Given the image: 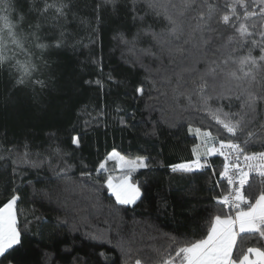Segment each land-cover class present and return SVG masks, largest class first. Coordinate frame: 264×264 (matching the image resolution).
<instances>
[{"label": "trees", "instance_id": "1", "mask_svg": "<svg viewBox=\"0 0 264 264\" xmlns=\"http://www.w3.org/2000/svg\"><path fill=\"white\" fill-rule=\"evenodd\" d=\"M45 3L69 4L67 18L54 19L52 10L41 14ZM101 3L9 0V11L0 13L9 15L21 45L11 42L0 23L4 39L0 56L7 58L0 64V206L14 193L20 196L16 209L22 240L17 249L0 257V264H134L135 258H144L142 253L156 261L172 246L173 238L205 234L206 221L221 211L213 200L221 193L217 181L226 186L219 177L221 157L209 158L212 167L194 174L174 173L170 167L194 158L191 149L198 141L188 133V124L199 127L204 120L215 132V122L203 112L184 117L163 112L147 94L137 96L135 89L145 81V73L129 64L130 54L114 37L123 32L130 38L154 18L145 15L143 0L135 4L143 21L133 19V0H118L115 10L104 5L97 13ZM57 40L63 41L62 46H51ZM38 43L50 47L42 50ZM253 55L258 56L259 49ZM19 65H36L38 70L17 84ZM77 134L80 148L71 143ZM25 145L29 159L40 153L51 157V166L24 163ZM57 146L72 153L66 159L74 167L67 175L58 174L59 158L53 155ZM113 149L128 157H149L147 169L132 173L144 192L142 202L121 208L113 218L108 210L114 201L101 196V207L87 226L73 231L69 206L89 196L96 179L103 184L106 175L97 177L95 170ZM81 172L93 173L83 192ZM99 234L103 239L93 238ZM130 234L136 243L122 250L120 241ZM262 245L258 237L245 234L237 241L241 251Z\"/></svg>", "mask_w": 264, "mask_h": 264}, {"label": "snow or ice", "instance_id": "2", "mask_svg": "<svg viewBox=\"0 0 264 264\" xmlns=\"http://www.w3.org/2000/svg\"><path fill=\"white\" fill-rule=\"evenodd\" d=\"M143 2L145 15L150 14L153 23L139 28L130 38L123 32L114 37L130 54L129 64L145 73V81L135 89L136 94H147L163 112L180 117L185 113L192 116L203 112L208 120L215 122V132L209 130L212 125L204 120L199 127L189 123L188 133L198 141L191 149L194 158L170 167L174 173L194 174L211 168L209 158L219 156L223 160L219 177L226 181V186L220 181L216 183L221 193L213 200L221 206V211L206 221L205 234L199 238L196 233L173 238L172 246L162 255L158 254V260L142 253L144 258H135L134 264H264V245L248 247L246 251L237 246L241 234L264 241V0ZM117 3L118 0H102L97 5V13L104 5H112L115 10ZM135 4L133 0V19L143 21L144 16H137ZM69 8V4L45 3L40 12L47 14L52 10L54 19H66ZM8 11L9 0H0V13ZM0 23L7 29L11 42L21 46L9 15L0 14ZM62 44V40H57L51 46L59 48ZM3 45L4 39L0 36V47ZM36 46L42 50L50 47L44 43ZM255 49H259L258 56L253 55ZM5 59L0 56V64ZM18 70L22 74L16 83L24 84V77H31L38 69L36 65H19ZM33 82L44 86L43 81ZM95 83L102 84L100 80ZM146 85L150 86L147 90ZM151 134H156L155 128ZM71 143L81 147L79 134L71 138ZM27 147L22 157L24 163L34 168L45 163L51 166V157H42L40 153L36 159H29ZM53 155L59 158L58 174L67 175L74 167L66 159L72 153L57 146ZM148 160L147 156L129 158L115 149L109 152L95 170L97 177L101 173L106 175L103 184L96 179L90 185V195L69 206L72 230L79 231L81 224L87 226L94 210L101 207V196L114 201L108 210L113 218L121 208H134L142 202L144 192L133 180L132 173L147 169ZM109 161L116 163L121 174L109 173L106 167ZM212 171L215 175V169ZM253 173L258 180L252 178ZM92 176V172L80 173L81 192ZM19 199L14 193L0 206V257L22 243L16 209ZM48 199H52L51 194ZM116 228H121L120 223H116ZM93 238L103 239V234ZM135 243V235L130 234L121 239L120 246L123 250L125 245L131 247Z\"/></svg>", "mask_w": 264, "mask_h": 264}, {"label": "rangeland", "instance_id": "3", "mask_svg": "<svg viewBox=\"0 0 264 264\" xmlns=\"http://www.w3.org/2000/svg\"><path fill=\"white\" fill-rule=\"evenodd\" d=\"M129 158H134V157H129ZM106 167L109 169V173L112 174V175H119V174H121L115 162L109 161L107 163Z\"/></svg>", "mask_w": 264, "mask_h": 264}, {"label": "crops", "instance_id": "4", "mask_svg": "<svg viewBox=\"0 0 264 264\" xmlns=\"http://www.w3.org/2000/svg\"><path fill=\"white\" fill-rule=\"evenodd\" d=\"M239 238V237H238ZM238 238H237V241H238ZM234 252H235V249H234Z\"/></svg>", "mask_w": 264, "mask_h": 264}, {"label": "built area", "instance_id": "5", "mask_svg": "<svg viewBox=\"0 0 264 264\" xmlns=\"http://www.w3.org/2000/svg\"><path fill=\"white\" fill-rule=\"evenodd\" d=\"M252 175H255V173H253ZM256 176V175H255Z\"/></svg>", "mask_w": 264, "mask_h": 264}]
</instances>
